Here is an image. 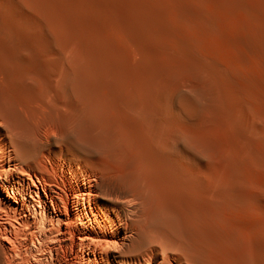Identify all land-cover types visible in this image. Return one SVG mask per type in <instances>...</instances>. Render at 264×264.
<instances>
[{
    "label": "bare ground",
    "instance_id": "obj_1",
    "mask_svg": "<svg viewBox=\"0 0 264 264\" xmlns=\"http://www.w3.org/2000/svg\"><path fill=\"white\" fill-rule=\"evenodd\" d=\"M247 1L0 0V264H264Z\"/></svg>",
    "mask_w": 264,
    "mask_h": 264
},
{
    "label": "rangeland",
    "instance_id": "obj_2",
    "mask_svg": "<svg viewBox=\"0 0 264 264\" xmlns=\"http://www.w3.org/2000/svg\"><path fill=\"white\" fill-rule=\"evenodd\" d=\"M119 2H122L123 0H118ZM247 1V0H246ZM250 1V0H249ZM258 0H252V3L254 2V3H256ZM248 2V1H247ZM211 3V2H210ZM209 2H207V3H205V4H203V5H199V8L200 9H202V10H204V11H206V12H209V11H212L214 8H213V4L211 3L210 4ZM249 3H251V2H249ZM221 10V13H222V15H221V21H222V23H224L225 24V26H230V27H227L228 28V30H229V32H230V34H233V35H235V31H236V28L233 26L234 25V23H235V21L236 20H239V21H242L243 19H244V17L242 16V15H240V13L239 12H237V11H230V13H229V10H227V9H224V8H221L220 9ZM224 10V11H223ZM226 11V12H225ZM233 12H234V14H233ZM227 13V14H226ZM232 13V14H231ZM225 15V16H224ZM223 16V17H222ZM245 20V19H244ZM238 35H242V36H244V35H248V31H246V29H243V30H238ZM118 42L121 44V45H124L125 43H122V39L121 38H119L118 39ZM125 47H126V49H128L127 51L129 52V54H130V56L132 57H130L131 58V60L133 61V62H138L139 60H144V58L143 57H141V55L140 54H138L137 52H136V50H134L132 47V50H131V48H130V46H128V45H124ZM55 131V130H54ZM56 133H57V131H55ZM55 132H53L52 133V136L53 135H55L56 133ZM51 133V132H50ZM55 133V134H54ZM56 136V135H55ZM76 156H79V157H81L80 155H75L74 154V157H76ZM82 158V157H81Z\"/></svg>",
    "mask_w": 264,
    "mask_h": 264
}]
</instances>
